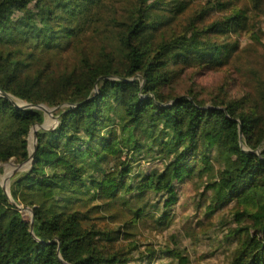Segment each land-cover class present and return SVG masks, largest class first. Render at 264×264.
<instances>
[{"label":"trees","instance_id":"1","mask_svg":"<svg viewBox=\"0 0 264 264\" xmlns=\"http://www.w3.org/2000/svg\"><path fill=\"white\" fill-rule=\"evenodd\" d=\"M263 17L264 0H0V264H264ZM24 105L58 126L11 179L16 207L2 178L46 122Z\"/></svg>","mask_w":264,"mask_h":264},{"label":"rangeland","instance_id":"2","mask_svg":"<svg viewBox=\"0 0 264 264\" xmlns=\"http://www.w3.org/2000/svg\"><path fill=\"white\" fill-rule=\"evenodd\" d=\"M223 79V75H219V74H208L207 76H203L199 82L200 84L208 87V88H212L216 85H218V83L221 82V80ZM26 106V105H24ZM23 107V106H22ZM51 110V109H50ZM53 111V117H50V115L48 114H45L46 116V122L44 123V129L46 131H52L54 129L57 128L58 126V119L55 117L54 113L55 111L54 110H51ZM39 127H36L34 130H32L30 136H29V142L31 144V152L34 151V146L36 145V142H35V132L36 130H38ZM29 164H26L24 166H16L13 170H10L3 178H2V186H5V188L7 189L8 192H10L9 190V183L11 181V179L14 177H11V174H13V172H16V174H18L19 172H22V171H25L26 168L28 167ZM10 178V179H9ZM196 190H194L193 186L191 184L187 185L186 187H184V196H183V199H182V206L179 207L177 209V214L179 215V224H180V228L182 227L183 223L186 227L190 226L191 224V218H190V215L192 213V208L190 206V204H192L194 198H195V193ZM24 213H28L29 214V217L32 221V214L31 212H25ZM227 214V213H226ZM227 216V215H226ZM227 219V218H226ZM195 222V221H194ZM226 222H229V221H226ZM234 226V224H233ZM151 232L149 230H144V234L146 236H149ZM210 251V249L208 250ZM192 259L194 260V264H200L199 263V251L197 253L196 256H194V254L192 253ZM209 262L211 261H220L218 260L217 258H209L208 259Z\"/></svg>","mask_w":264,"mask_h":264},{"label":"water","instance_id":"3","mask_svg":"<svg viewBox=\"0 0 264 264\" xmlns=\"http://www.w3.org/2000/svg\"><path fill=\"white\" fill-rule=\"evenodd\" d=\"M0 94H1L3 97L7 98L8 100H10L11 102L14 103V100H13L9 95H7V94H5L4 92H2L1 90H0ZM14 104H15V103H14ZM21 108H22V109H33V108H37V109L41 110L42 112H44V114H48V115H50V117H53V111H51L49 108H47V107H45V106H41V105H40V106L26 105V106H23V107H21ZM34 129H35V128H34ZM34 129H33V130H34ZM40 129L45 130V129H44V126H39V129L36 130V132L34 133V134H35V142H36V144H37V132H38ZM35 153H36V145L34 146V151H33V154L31 155L29 161L26 162L25 164L21 165V167L24 166V165H26V164H29L30 161L35 157ZM15 175H16V172H13V174H11L10 178L13 177V176H15ZM10 178H9V179H10ZM3 189H4V191L6 192L7 196L9 197L10 201L12 202V204L15 205V206L17 207L18 205H17V204L15 203V201L13 200V198H12L10 192L7 191V189L5 188V186H3ZM19 209L22 210V212H24V211H25V212H26V211H27V212H31V214H32V221H31V223H32V231H33V228H34V214H33V212H32L30 209H27V208H21V207H19Z\"/></svg>","mask_w":264,"mask_h":264},{"label":"built area","instance_id":"4","mask_svg":"<svg viewBox=\"0 0 264 264\" xmlns=\"http://www.w3.org/2000/svg\"><path fill=\"white\" fill-rule=\"evenodd\" d=\"M262 28H263V30H264V17H263V19H262Z\"/></svg>","mask_w":264,"mask_h":264}]
</instances>
